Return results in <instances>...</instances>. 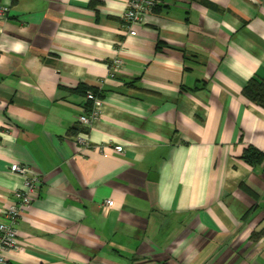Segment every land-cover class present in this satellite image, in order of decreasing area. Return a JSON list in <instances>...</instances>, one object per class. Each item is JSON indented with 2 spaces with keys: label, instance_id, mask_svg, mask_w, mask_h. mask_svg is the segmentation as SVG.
<instances>
[{
  "label": "crops",
  "instance_id": "crops-1",
  "mask_svg": "<svg viewBox=\"0 0 264 264\" xmlns=\"http://www.w3.org/2000/svg\"><path fill=\"white\" fill-rule=\"evenodd\" d=\"M127 1L0 0V222L10 166L41 176L3 264H264V0H159L136 35Z\"/></svg>",
  "mask_w": 264,
  "mask_h": 264
},
{
  "label": "built area",
  "instance_id": "built-area-1",
  "mask_svg": "<svg viewBox=\"0 0 264 264\" xmlns=\"http://www.w3.org/2000/svg\"><path fill=\"white\" fill-rule=\"evenodd\" d=\"M159 0H128L126 11L124 13V22L131 35H136L137 25L146 22L147 16L157 7ZM9 6H0V17H6L9 13ZM124 64L121 57H115L111 61V67L116 71ZM87 98L93 106L89 113L81 116L80 120L86 127H91L99 118L101 113L102 99L100 94L94 91H88ZM75 139L84 147H92L101 152L111 149L110 146H95L88 137L75 135ZM114 150L123 151L122 145H116ZM9 171L13 174L21 175L24 179L23 188L14 192V201L8 206L4 219L0 222V264L7 261L5 253L10 250L19 249L17 222L21 213L33 203L41 186V176L32 167L26 164L14 163ZM114 201L107 200V205L112 206Z\"/></svg>",
  "mask_w": 264,
  "mask_h": 264
},
{
  "label": "trees",
  "instance_id": "trees-1",
  "mask_svg": "<svg viewBox=\"0 0 264 264\" xmlns=\"http://www.w3.org/2000/svg\"><path fill=\"white\" fill-rule=\"evenodd\" d=\"M244 93L250 100L264 107V78L252 79ZM243 158L249 164H257L264 161V153L255 148H248Z\"/></svg>",
  "mask_w": 264,
  "mask_h": 264
}]
</instances>
